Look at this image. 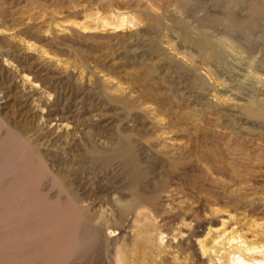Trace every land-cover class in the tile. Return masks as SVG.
Listing matches in <instances>:
<instances>
[{
	"label": "rangeland",
	"instance_id": "rangeland-1",
	"mask_svg": "<svg viewBox=\"0 0 264 264\" xmlns=\"http://www.w3.org/2000/svg\"><path fill=\"white\" fill-rule=\"evenodd\" d=\"M262 172L264 0H0V264H227Z\"/></svg>",
	"mask_w": 264,
	"mask_h": 264
},
{
	"label": "bare ground",
	"instance_id": "bare-ground-1",
	"mask_svg": "<svg viewBox=\"0 0 264 264\" xmlns=\"http://www.w3.org/2000/svg\"><path fill=\"white\" fill-rule=\"evenodd\" d=\"M147 1V0H146ZM125 18H127V20H125ZM120 21L118 23H114L115 24V27H119L122 25V23L124 21H127V23H130L131 22V19L132 18H128V17H125V16H119L118 18ZM107 23V22H106ZM109 25L113 24L112 22H108ZM208 35V34H207ZM210 38V37H209ZM208 37L204 36L203 40H202V43L203 45H206L207 43H209V39ZM39 66V65H38ZM27 67V66H26ZM29 70V69H28ZM241 71V70H240ZM240 73V72H239ZM243 75V74H242ZM246 75V74H244ZM256 74H249L248 75V78L247 79H250V80H254L256 78L255 76ZM258 76V75H257ZM26 77V75L24 76ZM258 78V77H257ZM262 78V77H261ZM260 79V78H259ZM257 80V79H255ZM254 80V82H255ZM244 82V81H243ZM33 84V83H32ZM249 84V82L247 83ZM250 84H252L254 86V84L251 82ZM246 85V84H245ZM247 86V85H246ZM2 87V86H1ZM7 88V87H6ZM7 91V89H6ZM9 95V94H7ZM11 96V95H10ZM9 96V97H10ZM5 99H8L7 96ZM260 113H263V112H260ZM57 115V114H56ZM111 168V167H110ZM110 170V169H109ZM129 169H127L128 171ZM138 171V169H137ZM55 173V172H54ZM129 173V172H127ZM55 175V174H54ZM250 176V175H249ZM261 176H264V172L261 173ZM123 178V177H122ZM80 179V178H79ZM118 182V181H117ZM116 182V183H117ZM120 182V181H119ZM118 182V183H119ZM76 183V182H75ZM163 183V182H161ZM125 185V184H124ZM127 185V184H126ZM129 185V184H128ZM158 185V184H157ZM163 185V184H162ZM130 186V185H129ZM132 187V186H131ZM155 187V185H154ZM127 188V187H126ZM159 188V187H158ZM121 189H124V188H121ZM149 189V188H148ZM87 190V189H86ZM147 190V189H146ZM72 191V190H70ZM85 191V190H84ZM131 193H130V198L126 199V200H122L120 198H117L116 201L119 203V209H118V218L121 219L122 217L126 216L127 214H130V213H133L132 216H134V221L137 220V218L142 215V214H146V211L147 210H154V208H156V206H158L159 204V199H160V195H159V192H158V189H154L152 190L151 192H136L135 190H130ZM73 192V191H72ZM124 192H127V191H124ZM38 193V192H37ZM89 193V192H88ZM173 195V194H172ZM92 196H95V195H92ZM97 196V195H96ZM166 196V195H165ZM67 197V196H66ZM101 197V196H100ZM96 198V197H95ZM98 199V198H97ZM99 201V199H98ZM62 202V200H61ZM104 204V203H103ZM117 204V203H116ZM112 206V205H111ZM104 207V206H103ZM109 207V206H108ZM113 207V206H112ZM159 210V209H158ZM89 212V211H88ZM90 213V212H89ZM157 213V212H156ZM110 216V215H109ZM131 216V217H132ZM159 216V215H158ZM85 217V216H84ZM82 216V214L80 213H77V215H73L70 220H71V224L75 225V224H78L81 220H83L84 218ZM111 217V216H110ZM178 217V216H177ZM255 217V216H254ZM86 220H88L87 218H85ZM84 219V220H85ZM112 219V218H111ZM129 219V218H128ZM169 219V218H168ZM162 220V219H161ZM131 221V220H130ZM86 222V221H85ZM253 222V225L257 228L256 229V232L257 234L253 235L255 236V238L259 237L261 238L262 241H256V240H248L247 237L242 234V233H237L236 231H230L228 235L224 236L226 237V241L223 243L224 245H228L229 247L226 248V250L224 249V254L221 255L224 260L226 261L227 264H264V219H260V220H254L252 221ZM90 223V222H89ZM58 224V223H57ZM129 224V223H128ZM85 227L87 228V224L84 223ZM168 225V224H167ZM70 227V225H68ZM79 226V225H78ZM92 226V225H91ZM90 226V227H91ZM225 226V225H224ZM76 227V226H74ZM84 227V228H85ZM89 227V226H88ZM96 227V226H94ZM127 227H130V226H127ZM72 228V227H71ZM85 228V229H86ZM124 228V227H123ZM126 228V227H125ZM97 229V228H96ZM61 230V229H60ZM88 230V229H87ZM87 230L85 232H82L84 234H86L85 236H83V238L85 237H88V232ZM89 230H92L89 228ZM107 233L110 235L111 233L113 234L112 231H114L113 229H111L110 227H107ZM63 231V230H62ZM68 231V230H67ZM67 231H65V233H67ZM94 232V230H92ZM117 231V229H116ZM120 231V230H119ZM82 232H80L82 234ZM96 232V231H95ZM129 232V231H128ZM141 232V231H139ZM221 232H223L221 230ZM58 233V232H57ZM71 233V231H70ZM225 233V232H223ZM64 234V232H63ZM80 234V236H81ZM95 234V233H94ZM97 234V233H96ZM115 234V233H114ZM120 234V233H119ZM62 235V234H61ZM70 235V234H69ZM211 235V234H210ZM65 238H61L60 240H68L67 239L68 237L67 234L64 235ZM63 236V237H64ZM111 236V235H110ZM113 236V235H112ZM111 236V237H112ZM115 236V235H114ZM119 236V235H118ZM62 237V236H61ZM96 237V236H95ZM215 237H218V236H215ZM212 239L214 238V236L211 237ZM86 239V238H85ZM84 239V240H85ZM119 239V238H118ZM83 240V241H84ZM209 240V239H208ZM82 241V240H81ZM89 241V240H88ZM87 241V242H88ZM92 241V240H90ZM215 241V239H214ZM111 242V240H110ZM57 243V242H56ZM59 243H61L59 241ZM86 243V241H85ZM90 243V242H89ZM88 243V246L86 244L87 247H89V244ZM216 242H214V245ZM82 244V243H81ZM139 244L141 246H143L144 248H151L152 245H154L153 242H151V240L148 238V237H145V236H142L140 238V242ZM59 245V244H58ZM92 245V244H91ZM198 245H199V248L202 252V254L204 253H208L209 254V257L211 258V253L210 251H214L215 254H217L216 252L219 253V249H215L212 245H211V241L208 243L206 242V239L205 238H202V239H198ZM62 246V244H61ZM110 246V245H109ZM176 246V245H175ZM220 246V245H219ZM49 247V246H48ZM57 247V246H56ZM110 248V247H109ZM221 248H223V246H221ZM231 248V249H230ZM83 249V246L80 248V250ZM86 249V248H85ZM78 250V248H77ZM79 250V251H80ZM87 250H89L87 248ZM92 250V249H90ZM89 250V251H90ZM98 250V249H97ZM110 251H111V248H110ZM85 252V251H84ZM78 255V254H77ZM92 255V254H91ZM142 255V254H141ZM81 256V255H80ZM83 256V255H82ZM132 256V255H131ZM60 257V256H59ZM79 257V256H78ZM84 257L85 255L82 257L83 260H82V263L84 262ZM90 257V256H89ZM114 262L113 264H125L124 260H123V257L121 256V251L118 250L115 255H114ZM220 259V257H218ZM151 259V258H150ZM174 260V259H173ZM86 261V260H85ZM67 261L65 260H50V261H41L37 264H66ZM112 262V261H111ZM143 262V261H142ZM95 263V262H94ZM105 264V263H104ZM211 264V263H210Z\"/></svg>",
	"mask_w": 264,
	"mask_h": 264
}]
</instances>
